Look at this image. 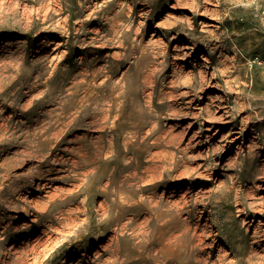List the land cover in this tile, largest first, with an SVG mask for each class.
Segmentation results:
<instances>
[{"label": "rangeland", "instance_id": "obj_1", "mask_svg": "<svg viewBox=\"0 0 264 264\" xmlns=\"http://www.w3.org/2000/svg\"><path fill=\"white\" fill-rule=\"evenodd\" d=\"M71 261L264 264V0H0V264Z\"/></svg>", "mask_w": 264, "mask_h": 264}, {"label": "bare ground", "instance_id": "obj_2", "mask_svg": "<svg viewBox=\"0 0 264 264\" xmlns=\"http://www.w3.org/2000/svg\"><path fill=\"white\" fill-rule=\"evenodd\" d=\"M109 109H110V108H109ZM45 130H46V129H45ZM61 131H63V130H61ZM65 131H66V130H65ZM41 132H42V131H41ZM55 133H56V132H55ZM41 134H42V133H41ZM57 135H58V134H57ZM62 135H63V134H62ZM60 138H61V136H60ZM57 141H59V140H57ZM57 141H56V142H57ZM70 142H71V141H70ZM72 144H73V143H72ZM54 145H55V144H54ZM70 146H71V145H70ZM71 147H72V146H71ZM72 155H73V154H72ZM45 156L47 157L48 155H45ZM73 156H74V155H73ZM86 156H87V155H86ZM73 158H74V157H73ZM77 158H78V157H77ZM92 158H93V157H92ZM40 160H43V159H40ZM55 160H56V159H55ZM55 160H54V161H55ZM54 161H53V162H54ZM70 161H71V160H70ZM56 162H57V161H56ZM56 162H55V163H56ZM66 163H67V162H66ZM73 163H74V162H73ZM78 167H79V166H78ZM94 167H95V166H94ZM92 169H93V168H92ZM55 170H56V169H55ZM60 170H61V168L59 169V171H60ZM64 170H65V169H64ZM87 170H88V169H87ZM89 170L91 171V169H89ZM95 170H96V169H95ZM51 172H53V171H51ZM56 174H57V173H56ZM56 174H55V175H56ZM67 174H68V173H67ZM77 174H78V173H77ZM88 174H89V173H88ZM60 176H61V175H60ZM62 176H63V175H62ZM53 177H54V176H53ZM51 178H52V177H51ZM55 178H56V177H55ZM72 178H73V177H72ZM86 179H87V178H86ZM48 180H49V179H48ZM55 180H56V179H55ZM75 180H76V179H75ZM68 181H69V180H68ZM73 181H74V180H73ZM78 181H79V180H78ZM46 183H47V182H46ZM75 184H76V183H75ZM75 184H74V185H75ZM43 185H45V183H44ZM76 185H77V184H76ZM106 185H107V184H106ZM60 186H61V185H60ZM60 186H55V188H59ZM75 187H76V186H75ZM63 188H64V187H63ZM68 188H70V187H68ZM59 189H60V188H59ZM73 189H74V188H73ZM73 189H72V190H73ZM78 190H79V189H78ZM58 191H59V190H58ZM69 191H70V190H69ZM62 192H63V191H62ZM59 194L61 195V192H60ZM59 194H58V195H59ZM72 194H73V193H72ZM69 195H71V194H69ZM49 197H50V196H49ZM54 197H55V195H54ZM56 198H57V197H56ZM56 198H55V199H56ZM64 198H65V197H64ZM49 203H51V202H49ZM102 206H103V205H102ZM105 210L107 211V209H105ZM104 213H106V212H104ZM106 214H107V213H106ZM106 214H105V215H106ZM110 238H111V237H110ZM112 238H113V237H112ZM108 242H109V241H108ZM112 242H113V241H112ZM109 243H110V242H109ZM110 244H111V243H110ZM107 245H109V244L107 243ZM71 262H72V261H71ZM69 263H70V262H69ZM72 264H73V262H72Z\"/></svg>", "mask_w": 264, "mask_h": 264}]
</instances>
